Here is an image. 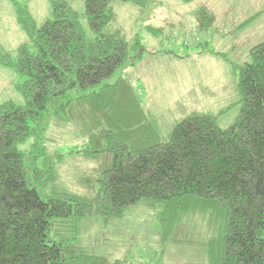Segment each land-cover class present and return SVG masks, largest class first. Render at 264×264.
Returning a JSON list of instances; mask_svg holds the SVG:
<instances>
[{
	"label": "trees",
	"instance_id": "16d2710c",
	"mask_svg": "<svg viewBox=\"0 0 264 264\" xmlns=\"http://www.w3.org/2000/svg\"><path fill=\"white\" fill-rule=\"evenodd\" d=\"M49 1L52 18L37 27L12 0L32 48L26 42L16 59L0 57L24 79L17 88L25 100L0 105V264H106L79 245L81 222L120 218L141 202L157 208L162 241L186 214L201 213L221 223L220 248L213 241L208 247L210 264H264V41L237 67L241 109L231 125L193 112L162 140L130 84L116 78L144 50L138 39L104 32L115 0H84L82 14L72 0ZM119 1L147 7L154 0ZM196 15L201 28L214 24L209 10ZM85 104L95 128L107 125L88 127L85 153L103 159L93 197L60 185L62 155H50L45 145L49 121L69 122ZM80 111L77 119L87 125L89 115Z\"/></svg>",
	"mask_w": 264,
	"mask_h": 264
},
{
	"label": "rangeland",
	"instance_id": "374dc122",
	"mask_svg": "<svg viewBox=\"0 0 264 264\" xmlns=\"http://www.w3.org/2000/svg\"><path fill=\"white\" fill-rule=\"evenodd\" d=\"M17 1L28 9L37 27L52 18L49 0ZM262 2L171 0L150 8L113 1L114 19L104 32L118 31L131 43L138 39L144 50L142 59L120 71L116 78L120 76L130 84L141 108L157 125L162 140H167L174 125L193 112L218 116L222 128L235 121L241 109L237 67L249 61L250 49L264 41ZM70 4L74 11L84 12V0H72ZM201 8L215 18L208 29L199 26L196 14ZM255 12L259 13L255 19L241 25ZM81 24L87 38L92 39L94 35L85 17H81ZM152 28L159 30L153 32ZM26 42L32 48L28 32L17 19L16 6L12 0H0V57L10 54L16 59L18 48ZM23 80L13 68L0 64V105L7 101L24 104L17 88ZM79 107L91 115L90 105ZM80 108L73 110L74 117L69 122L49 121L45 145L50 155H62L57 163L60 185L93 197L103 159L85 153L91 135L88 127L93 131L107 125L102 118L103 125L97 123L95 128L91 116L85 125L77 119L83 112ZM157 211L141 202L128 208L120 218H87L79 228V245L106 258V264H116L118 260L123 264H210V242L216 250L220 248V221L216 224L213 219L210 223L209 217L191 212L180 225L166 232L167 239L162 241Z\"/></svg>",
	"mask_w": 264,
	"mask_h": 264
},
{
	"label": "crops",
	"instance_id": "0c3cea01",
	"mask_svg": "<svg viewBox=\"0 0 264 264\" xmlns=\"http://www.w3.org/2000/svg\"><path fill=\"white\" fill-rule=\"evenodd\" d=\"M155 1H157V2H155ZM160 1V2H159ZM171 0H154L152 3H154L153 5H152V3H151V5H149L150 6V8H152V7H154L155 5L157 6V5H161V6H163V4H164V2H170ZM263 4H264V0H263V2H262ZM148 6V7H149ZM197 11V10H196ZM255 14H257L256 12L254 13V15ZM254 15H252L253 17H254ZM252 16L251 17H249V19L250 18H252ZM259 17V16H258ZM248 19V18H247ZM259 23H260V20H259Z\"/></svg>",
	"mask_w": 264,
	"mask_h": 264
}]
</instances>
